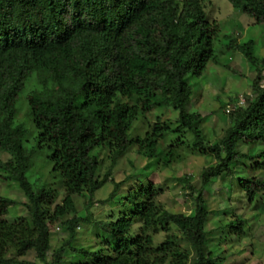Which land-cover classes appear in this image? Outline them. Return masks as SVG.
Returning a JSON list of instances; mask_svg holds the SVG:
<instances>
[{"label":"trees","instance_id":"1","mask_svg":"<svg viewBox=\"0 0 264 264\" xmlns=\"http://www.w3.org/2000/svg\"><path fill=\"white\" fill-rule=\"evenodd\" d=\"M226 1L254 25L264 24V0ZM203 8V0H0V152L8 156L0 162V181L22 192L28 215L12 223L0 220V264H34L19 260L29 251L43 264H61L66 254L73 257L69 264L224 262L206 249L202 188L222 173L231 176L229 167L238 157L253 160L264 154L236 152L238 143L264 144V85L257 73L244 105H238V98L228 100V127L208 145L199 128L203 117L187 109L192 98L187 79L199 77L207 64L217 65L231 51L257 71L264 59L253 57V41L215 45L219 28L205 19ZM163 108L176 113L173 121L156 117L142 137H127L134 121ZM20 114L24 120H18ZM168 136L173 145L216 161L201 171L195 193L187 187L194 203L191 216L157 206L151 183L127 191L121 210L107 220H91L88 211L84 217L74 214L71 197L91 199L110 183V169L130 147L151 159ZM95 151L110 155V169L100 179ZM35 161L48 166L63 189L60 204L51 211L55 192L28 180ZM237 185L248 202L264 189L255 178H239ZM119 186L114 183L105 202ZM14 206L12 199L0 197V217ZM59 218L65 238L49 253L48 225ZM171 222L179 223L191 261L189 251L170 234ZM79 225L94 229L93 246L77 245ZM226 228L241 236L242 223L230 222ZM158 233L165 234L164 240L154 246Z\"/></svg>","mask_w":264,"mask_h":264},{"label":"rangeland","instance_id":"2","mask_svg":"<svg viewBox=\"0 0 264 264\" xmlns=\"http://www.w3.org/2000/svg\"><path fill=\"white\" fill-rule=\"evenodd\" d=\"M203 7L205 19L215 23L219 28L215 45H226L231 40L238 44L253 41V57L257 61L264 59V24L254 25L252 19L234 11L226 0H203ZM258 68H260L259 71L249 66L242 55L231 51L220 56L217 65L207 64L199 77L187 79L192 90V98L187 109L203 117L199 128L202 131L204 142L208 145L216 143L228 127L226 115L231 108L228 100L238 98V105H244V96L250 95L251 84L257 73L260 75V84L264 85V67L258 66ZM156 117L160 122L173 121L176 113L165 108L145 113L134 121L127 137L130 139L142 137L148 124H152ZM18 120H24L23 115L20 114ZM26 127H29L28 124ZM188 136H184L187 143L190 140ZM173 141L172 136L165 137L157 146L156 154L151 159L138 156L134 148L130 147L123 156L116 160L111 169L109 168L110 155L105 151H95L94 155L99 162L98 179L110 169L111 182L96 191L91 199H88L86 194L72 196L74 214L84 217L88 211L91 220H107L108 217L116 215L121 210L122 200L127 191L133 190L138 185L151 183L157 190L154 200L157 206L170 214L191 216L194 203L188 197L187 187L190 186L195 193L200 188L201 171L214 165L216 161L210 155H196L184 147L175 146L172 144ZM166 151H170L171 155H165ZM236 152L248 156L264 153V144L238 143ZM237 159L238 163L229 167L231 176L222 173L220 177L202 188L204 209L208 212L204 225L208 239L206 249L215 256L223 257L222 264H264V189L248 202L245 194L237 185L239 178H255L264 184V154L253 160L239 157ZM7 160L8 156L0 152V162L4 163ZM49 170L48 166H42L40 161H35L34 167L27 174L29 181L36 179L37 184L44 183L55 192L56 198L49 207L51 211L54 205L60 204L63 189L59 178ZM114 183L120 185L119 191L112 200L105 202ZM0 197L10 198L17 203V206L7 209L6 214L0 217L1 221L12 223L21 217L28 218L26 210L22 207L26 199L11 182L0 181ZM70 217L71 215H68L66 219ZM61 221L63 219L59 218L54 224L48 225L49 253L58 246L59 240L65 238V233L59 227ZM230 222L242 223L241 236H236L226 228ZM168 228L170 234L178 238L179 247L189 251L191 261L193 254L181 238L178 230L179 223L171 222ZM136 230L137 226H134L131 233ZM76 233L77 245L86 247L93 246L95 243L92 227L86 225L82 228L79 225ZM164 236V233L153 235V245L161 243ZM69 259H73L70 254L64 255L61 264H69ZM19 260L43 264L35 259L32 251L27 252ZM82 262L87 263L85 260Z\"/></svg>","mask_w":264,"mask_h":264}]
</instances>
